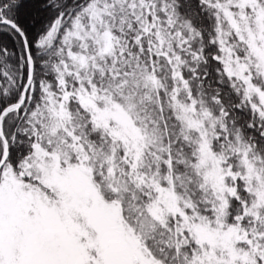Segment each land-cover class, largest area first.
Instances as JSON below:
<instances>
[{"label": "snow or ice", "instance_id": "1", "mask_svg": "<svg viewBox=\"0 0 264 264\" xmlns=\"http://www.w3.org/2000/svg\"><path fill=\"white\" fill-rule=\"evenodd\" d=\"M0 264H264V0H0Z\"/></svg>", "mask_w": 264, "mask_h": 264}]
</instances>
